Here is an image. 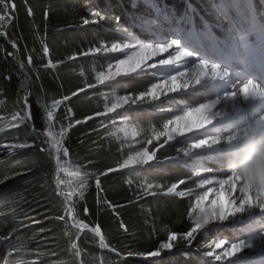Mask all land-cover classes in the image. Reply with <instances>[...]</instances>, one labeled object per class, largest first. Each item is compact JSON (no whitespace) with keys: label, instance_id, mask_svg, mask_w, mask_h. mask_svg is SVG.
Instances as JSON below:
<instances>
[{"label":"trees","instance_id":"16d2710c","mask_svg":"<svg viewBox=\"0 0 264 264\" xmlns=\"http://www.w3.org/2000/svg\"><path fill=\"white\" fill-rule=\"evenodd\" d=\"M133 1L7 0L15 4L10 11L0 5V264H230L206 255L211 240L239 234L230 224L197 234L191 245L179 239L191 225L196 184L190 165L168 162L182 156L181 140L157 152V165L119 168L133 150L114 135L120 119L127 118L142 140L173 113L144 105L97 115L105 111L108 94L138 95L156 80L152 74L130 77V87L117 89L96 79L121 53L95 48L123 43L128 32L143 34L130 17L147 6ZM154 1L186 25L202 28L211 0ZM255 2L262 8L264 0ZM177 98L190 101L188 93ZM26 111L30 120H23ZM162 141L145 148L152 151ZM181 179L186 182L177 191L185 194H167ZM173 231L177 246L149 256Z\"/></svg>","mask_w":264,"mask_h":264},{"label":"snow or ice","instance_id":"6c2138e0","mask_svg":"<svg viewBox=\"0 0 264 264\" xmlns=\"http://www.w3.org/2000/svg\"><path fill=\"white\" fill-rule=\"evenodd\" d=\"M0 5L7 7L9 11L15 8V4L9 5L7 0H0ZM3 18L0 16V19ZM83 22L84 24L89 23L88 20ZM200 36L205 39H215L210 33H201ZM180 45V39H171L169 42L124 43L122 45L112 43L110 47L103 48L106 53H124L125 50L130 53L125 58L116 61L115 72L111 70L107 74L99 72L96 77L99 84H113V87L117 89L130 87L128 83L130 77L147 76L150 73L155 75L159 69H178L182 63L187 64L189 61H195V63L191 72L176 71L175 74H169L166 78L152 83L146 91H140L138 95L129 93L115 96L111 105L106 106L105 111L97 113V115L106 116L109 113H116L117 110L124 109L125 106L131 109L144 105H151L152 108L161 113L180 112V114H173L172 118L167 119L163 123L162 130L153 129L151 138L147 140V143L151 145L153 140L159 142L163 138V143H158L152 151H149L148 148H142L140 151L128 155L119 165L120 169H144L145 166L157 165L161 162L157 158V152L163 149L165 145H169L170 141L184 138L181 142L185 146L177 149V152L182 156L171 157L168 162L177 165H190L193 169L198 170L195 175L201 177L196 187L203 189V191L195 196L194 203L189 207L188 217L191 220V225L188 230L184 231L182 235L175 231L171 232L167 235V242L161 243L159 250L150 251L148 255L159 257L161 256L160 250L171 252L177 246L173 242L177 241L178 235L179 239L191 245L197 234L210 228L219 230L221 226L228 227L231 223L233 227L243 228L248 233L249 238L234 239V242L219 239L214 244V249L208 251L206 255L215 261L246 264L245 260L239 258V254L246 249H256L264 256V167L258 166L248 169L244 175L230 172L225 167L228 151L224 147V142H232L249 136H264V115H259L258 118L249 122L248 111H245L235 120L226 119L229 113L223 102H232L238 99L243 101L264 99V83L256 79H246L237 92L234 88V81L230 80L231 74L227 67H222L219 63L209 62L207 59L198 58L194 51L189 50L187 46L181 48ZM174 46H176V51L173 55L170 49H173ZM94 51L100 53L102 49L97 47ZM163 54H167V58H163ZM155 57L161 58L157 60ZM109 69H111V65H109ZM225 81H229L227 86L232 90H225L222 96L217 94L215 99H210L208 102H200L197 106L179 107L175 110L162 106L166 102L179 104V101L171 94L187 93L190 89L195 94L199 91L198 86L200 89L208 87L215 91V87L210 86L208 82ZM162 97L167 98V100H162ZM30 103V98H26L25 109L30 108ZM48 115L51 117V113ZM30 119L31 113L26 111L23 120ZM241 124L246 126L241 127ZM121 130L125 131V135L129 134L126 130ZM131 134L135 136V130ZM189 134L193 137L190 142L188 141ZM26 146L25 144L18 145L20 148ZM64 152L67 154V149ZM210 163L218 166L215 171L221 173L228 171L230 174H227L226 178L220 179L204 178L201 173H214V169L207 167ZM116 170L110 168L108 172ZM106 174L104 173V175ZM185 182L184 179H181L178 183H172L170 187H167L166 193L183 196L185 193L178 192L177 189L179 185H183ZM96 186L98 189L100 188L99 178L96 179ZM156 186L162 187L161 185ZM86 187L87 181L81 184V189ZM152 187V184H148L149 189ZM80 195L83 196V191ZM67 211L71 214L72 209L69 208ZM85 212H87V208H85ZM58 219L64 220L65 217L60 216ZM77 227H82V225H77ZM93 231L99 233L100 229L96 227ZM76 247V244L73 243L72 248L75 249ZM215 249H223V251L217 253ZM77 254L79 253L77 252ZM261 264H264V258H262Z\"/></svg>","mask_w":264,"mask_h":264},{"label":"rangeland","instance_id":"374dc122","mask_svg":"<svg viewBox=\"0 0 264 264\" xmlns=\"http://www.w3.org/2000/svg\"><path fill=\"white\" fill-rule=\"evenodd\" d=\"M141 2L144 4V6H147V9L143 11L136 12L134 16L131 15L130 19L131 21L135 22L138 29L143 31V34H135L134 32H128L126 33L128 40L120 43L121 45L124 43H145V42H169L171 39H180L181 45L180 47L183 48L187 46L189 50L193 51V49L196 50V56L198 58L206 59L207 55L212 56L214 59H218V56L214 55L215 45L217 41H221V44L225 47H229L232 54H236L237 47L235 46L238 44L236 41H231L228 37L227 31L232 30L233 28H240L239 34L236 38H241V42L239 43L244 45H249L252 50L256 52L257 57L260 59H264V37L260 38L257 34L250 33L248 29V24L251 21L252 16L254 18L260 19V23L262 26L264 25V11L259 12L255 9V4L253 0H212L209 2V11L207 12V15L209 16V19L212 21V24L208 23V29L205 30H199L195 29L192 26L185 29V22L181 21L180 19H174L172 16V11L168 8L166 9L164 6L158 5L153 0H134L133 3ZM153 15H156V17H153ZM130 15V14H129ZM155 21V23H153ZM228 21L231 22V24L227 27L224 26L228 25ZM209 22V21H208ZM179 23V24H178ZM125 29V28H124ZM123 29V30H124ZM210 29V30H209ZM122 30V31H123ZM128 31H131L127 29ZM201 33H210L212 37L215 39H205L203 36H200ZM246 36H249L246 38ZM249 40V41H248ZM187 41V44H186ZM245 41V42H243ZM253 42V43H252ZM204 43H207L209 47L207 48L206 52H203L202 49H198L197 46H202ZM111 45H102L101 46V53L107 54V55H115V53H106L103 51V48L110 47ZM254 48V49H253ZM176 51V46L173 47V49H170V52L174 55ZM130 54L128 50H125L124 53H121V58H125L126 55ZM234 56V55H233ZM210 57V59H212ZM161 57H155V59H159ZM163 58H167V54H163ZM234 60V59H232ZM238 63V59H235ZM234 60V61H235ZM117 61V60H116ZM116 61H108L106 67L99 71L104 72L107 74L109 70L112 72L116 71ZM235 61V62H236ZM195 61H189L187 64L181 65L180 68L174 69V68H163L156 71L155 82H158V80L162 78H166L169 74H175L176 71H188L191 72L194 67ZM254 63V64H253ZM252 63L253 67L255 65V62ZM221 64V62H219ZM109 65H111V69H109ZM238 73V72H237ZM151 74V73H150ZM98 75V74H97ZM240 75V74H239ZM258 75L255 73L253 74V77H257ZM154 82V83H155ZM210 86L215 87V91H212L210 88L205 87L203 89H200L198 86L199 91H197L195 94H193V90H188V95L190 97V101H180L179 104H175V106L172 104L171 107H168V105H171V103L166 102L163 107L166 108H172L177 109L179 107H187V106H197L200 102H208L210 99H215L216 95H223V89L224 86L227 84V82H208ZM150 87V86H149ZM184 94V92L177 93V94H171L176 99L177 95ZM120 95L117 92H112L111 94H108L106 97V106H110L113 102V99L115 96ZM125 95V94H121ZM162 100H167V98L162 97ZM225 107L228 109V117H232L233 120L237 119L239 116L238 110L239 105H236L233 101H224L223 102ZM238 107V108H237ZM130 109L125 106L124 109H119L117 111H120L122 114H126ZM173 113V112H172ZM110 114V113H109ZM173 114H180L179 111H175ZM246 126V125H245ZM244 127V126H242ZM121 129L126 130L129 134L125 135V131H122ZM134 129L130 126V123L127 118L120 119L119 124L114 130V135L119 137L123 140V142L128 145L130 148H133V150L130 152V155L134 154L136 151H140L142 148H145L147 143V140L149 138H143L142 140L138 139V135L136 134L133 136L131 133ZM162 130V128L160 129ZM235 130V129H234ZM211 131V130H210ZM136 133V132H135ZM151 138V137H150ZM192 135L189 134L188 141L190 142L192 139ZM176 140L183 141L184 138H177ZM156 141V140H153ZM157 142V141H156ZM171 142V141H170ZM163 143V141L161 142ZM140 145V146H139ZM144 145V146H142ZM149 145V144H148ZM127 158V157H126ZM207 167L214 169V173H201V176L204 178H210V179H220V178H226L227 174H230L228 171L219 172L215 171L218 169L217 165L209 164ZM193 169V168H192ZM198 170L193 169L194 175L195 172ZM60 172V169H59ZM196 184L198 180L201 177L196 176ZM196 184L194 186V190L192 191L193 195L196 196L200 194L203 189H198L196 187ZM238 195V192H237ZM195 201V198L193 199ZM234 223V222H233ZM239 226L233 227L230 223L229 228H237ZM238 235L232 239H227L229 242H234V239H248L249 235L248 233L243 230V228H238ZM221 238H215L208 242L210 246V250L214 249V244L218 242V240ZM217 253H220L223 251V249H215ZM239 258L246 261V264H261L262 254L256 250V249H246L243 253L239 254ZM236 259V258H233ZM221 262H229L230 261H221ZM12 264V263H9ZM16 264V263H13Z\"/></svg>","mask_w":264,"mask_h":264},{"label":"bare ground","instance_id":"6f19581e","mask_svg":"<svg viewBox=\"0 0 264 264\" xmlns=\"http://www.w3.org/2000/svg\"><path fill=\"white\" fill-rule=\"evenodd\" d=\"M224 24V26H229L231 24L230 21ZM240 28H233L230 31H227L228 37L231 41H236L238 44L235 46L237 47V52L235 57H238L239 59L242 60V62H223L219 61L218 59H214L212 56L207 55L206 59L209 62H215L219 63L221 62L222 67H227L230 71V80L234 81V88L238 92L239 87L242 86V82L245 81L246 79H253V74L256 71H262L264 73V59H259L256 55V52L250 48L249 45H244L242 46L241 38H236L239 34ZM248 29L251 31L250 33L257 34L260 38L264 37V26L260 23V20L258 18H254L252 16L251 21L248 24ZM249 36H246L248 38ZM249 41V40H248ZM245 42V41H243ZM242 43V44H239ZM253 43V42H252ZM198 49H202L203 52L207 51V48L209 45L207 43H204L202 46H197ZM254 49V48H253ZM191 50V49H190ZM197 49H193L194 52H196ZM212 57V59H210ZM255 62V67H251L252 63ZM254 64V63H253ZM238 72V73H237ZM257 73V72H256ZM240 74V76H239ZM257 79V78H256ZM258 80V79H257ZM227 84L222 88L223 92L225 90H232L229 88L227 85L229 81H226ZM261 82V81H259ZM236 105H239V110H238V116H240L242 113L245 111L247 112V118L248 121L251 122L252 120L256 119L259 117V115H264V99L256 100V101H243V100H236L233 101ZM238 108V107H237ZM226 119H233L232 117H226ZM245 126V124H241V127ZM209 130H212L211 128ZM234 130V129H233ZM48 136V135H47ZM55 147V146H54Z\"/></svg>","mask_w":264,"mask_h":264},{"label":"clouds","instance_id":"9594fccd","mask_svg":"<svg viewBox=\"0 0 264 264\" xmlns=\"http://www.w3.org/2000/svg\"><path fill=\"white\" fill-rule=\"evenodd\" d=\"M227 149L225 167L239 175L254 167H264V136L237 139L224 142Z\"/></svg>","mask_w":264,"mask_h":264}]
</instances>
